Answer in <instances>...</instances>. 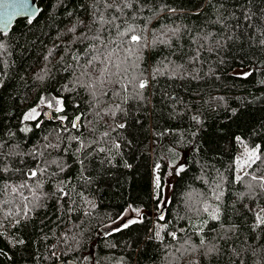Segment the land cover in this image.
<instances>
[{
  "label": "trees",
  "instance_id": "16d2710c",
  "mask_svg": "<svg viewBox=\"0 0 264 264\" xmlns=\"http://www.w3.org/2000/svg\"><path fill=\"white\" fill-rule=\"evenodd\" d=\"M37 1L42 9L40 16L32 24H28L27 19L19 20L11 33L0 39L5 45L0 49V69L3 70L0 79L4 81V87H0V138L6 149L19 143L22 149L35 147L40 150L47 142L45 136L49 141L53 139L50 133L58 128V122L44 119L39 128L32 122L28 125L32 131L24 132L21 131L24 127L21 118L36 106L41 96L61 95L63 86L71 87L74 80L67 68L75 62L65 51L71 35L65 33L72 18L65 7L58 5V0ZM66 3L75 15L88 20L92 0H66ZM156 4L157 7H174L177 12L165 10L155 17L150 28L180 26L183 31L170 45L159 44L144 50L141 66L151 70L154 66L163 68L172 61L183 64L188 70L197 69L198 78L169 79L161 75L145 90L143 103L129 100L123 105L128 109L127 115L118 113L116 119L127 120L128 127L112 135L122 133L132 143L111 163L103 159L105 154H96L86 161L84 175L91 176L90 181L80 174L77 157L83 153L75 152V143L66 153L47 150L52 156H60L61 162L68 167L45 185V191H54L55 180L70 179L69 188L74 187L71 199L76 201L72 205L74 211L68 212L66 204L61 209L56 196H49L46 207L36 210L30 219L18 225L5 219L0 211V223L4 225L0 228L3 232L0 264H192L194 257L200 264H240L235 252L245 264H253L250 246L264 243V230L253 231L254 213L249 207L255 202L245 194L242 184H234L231 179L234 158L244 151V146L234 136L244 137L249 147L257 144L264 147V46L260 45L258 32L241 24L233 38L217 52L215 41L223 42L232 30L223 29L221 24L213 21L221 16L227 18L233 12L240 16L245 7L255 12L264 6V0H252L251 3L246 0H156ZM228 22L235 25L237 20L232 17ZM209 32L214 33L211 40L196 39L193 43L198 35ZM200 43L205 47L200 49L199 61L193 62L191 58ZM209 46L213 51L208 50ZM77 47L82 48L78 44L72 45L73 49ZM50 50L52 56L46 61L44 57ZM46 64L51 72L43 80L36 79V74ZM237 69H251L253 74L242 79L233 74ZM62 95L69 119L80 112L89 113V96L85 89L63 91ZM104 99L107 101L106 97ZM115 102V98L108 101ZM193 116H198L200 122L194 121ZM88 118L93 120L91 127L97 134L105 130V121L109 120L105 117L97 122L99 118L94 115ZM154 129L169 131L157 140ZM82 131L88 134V127ZM169 146L176 149L175 158L187 165V171L175 176L171 203L165 212L168 228L161 232V241L153 231L157 203L153 198V165L171 161L173 154L168 152ZM165 156L168 160L162 159ZM17 159L12 158L13 164ZM24 159L28 165H33L31 157ZM125 161L132 167H125ZM259 166L264 169V164ZM160 174L166 186L169 175H165L163 168ZM221 174L225 178V191L220 201V220L214 221L202 211L203 193L207 192L208 185L200 177L215 180ZM19 178L22 177H13ZM81 192L83 197L79 196ZM209 202L216 203L214 200ZM259 203L264 205V197ZM130 204L144 210V222L109 235L108 226L117 227L112 221ZM197 208L201 209L199 214ZM85 212L89 214L84 215ZM203 221H207V226L203 233L197 234ZM184 227L188 232L180 233L178 228ZM226 229H232L227 233L228 238L220 239ZM174 230H177V240L167 235ZM189 232L193 243L198 244L201 236H206L219 245L220 253L205 256L202 252H192L187 244H183ZM14 238L22 239L24 243H12Z\"/></svg>",
  "mask_w": 264,
  "mask_h": 264
},
{
  "label": "snow or ice",
  "instance_id": "6c2138e0",
  "mask_svg": "<svg viewBox=\"0 0 264 264\" xmlns=\"http://www.w3.org/2000/svg\"><path fill=\"white\" fill-rule=\"evenodd\" d=\"M251 2L252 0H246V3ZM58 5L65 7L67 15L72 18L71 26L67 28L65 33V35L71 34L66 42L65 51L70 54V59L75 62L74 65L69 64L67 68V71L72 72L74 80L71 87L68 84L63 86L61 95L41 96L36 106L31 107L23 114L21 124L24 127L21 131H32V128L28 126L32 122L35 123L36 128H39L44 123V118L58 122L59 126L50 133L53 136L51 141L48 140V136L44 137L47 142L41 146L40 150L35 147L31 150H25L21 148L19 143L10 145L6 149L5 142L0 138V211L3 212L5 219H11L17 225L23 220L30 219L36 210L46 207L49 196H56L61 209H64L66 204L68 212L74 211L72 205L76 204V201L71 199L74 187L69 188L70 179L55 180L53 181L55 184L54 191H45V185L52 181L53 177H59L60 173L65 172L68 167L61 162L60 156H52L51 152L47 150L66 153L68 147L75 143L77 146L75 152L77 154L83 153L82 156L78 155L77 157L81 166L80 174L84 180L90 181L92 177L84 175L87 171L86 161L96 154H105L103 159L111 163L116 155H121L124 148L132 143L122 133L112 135V133L128 127L127 120L116 119L118 113L127 115L128 109L124 108L123 105L127 104L129 100L143 103L146 100L145 90L150 87L152 81L161 75L167 76L169 79H183L185 77L196 79L199 75L197 69L188 70L183 64H176L172 61L165 64L163 68L154 66L151 70L141 66L144 50L159 44L170 45L173 38L178 39L180 37L183 31L180 26L163 25L159 30L155 27L150 28L155 17L165 10L176 13L177 9L174 7L167 5L157 7L156 0H92L89 7V18L85 20L74 14L66 0H58ZM40 11L42 9L32 6V0H17V2L5 4L3 11H0V39L9 35V29L14 19L26 17L27 23L32 24ZM196 11L198 12L199 8ZM257 12L259 16H257ZM232 17L237 20L235 25L228 22ZM213 23L221 24L223 29L232 30L223 42L219 39L215 41L217 52L225 47L228 40L233 38L235 30L241 24L251 28L254 33L258 32L261 36L260 45L264 46V6L255 12L245 7L240 16H236L233 12L227 18L217 17ZM213 35L214 33L211 32L206 35H198L193 39V43L196 42V39L211 40ZM74 44L81 45L82 48L73 49L72 45ZM204 47V43L199 44L196 54L191 58L193 62L199 61L200 49ZM3 48L5 45L0 42V49ZM208 50L213 51V48L209 46ZM51 56L52 51L50 50L44 59L47 61ZM60 60L63 61L64 57L61 56ZM2 72L3 70L0 69V74ZM50 72L51 69L46 64L40 73L36 74V79L43 80ZM252 74L251 69L236 73L242 79H247ZM0 87H4L2 79H0ZM77 88H83L87 92L90 111L87 115L80 112L69 119L62 92L73 91ZM105 97L107 101H105ZM114 98L115 103H108ZM169 99L176 100L175 97H169ZM106 104L107 106H105ZM75 107L79 108L80 106L75 105ZM89 115L99 118L97 122L109 117V120L105 121V130L97 134L96 129L91 127L93 120L88 118ZM192 119L197 123L200 122L198 116H193ZM84 127H88V134L82 131ZM153 131L158 140L169 130L159 132L154 129ZM234 139L244 146V151L239 157L234 158L231 182L242 184L246 189L245 194L255 202L249 207V211L254 213L253 231L264 230V205L259 203L260 198L264 197V169L259 166L264 164V147L259 144L249 147L242 136H234ZM168 152L173 154L169 163L162 165L157 162L153 165V198L157 202L155 206L156 223L153 231L154 236L160 238L161 241H163L161 232L167 230L169 223L165 212L171 203L163 195L165 184L163 182L164 177L160 174L161 170L162 168L165 169V175L170 176H178L187 171V165L176 160V149L169 146ZM46 153L47 157L50 158L46 157ZM24 157H31L34 161L33 165H28ZM12 158H18L15 164H13ZM162 159L168 160V157L165 156ZM125 167L131 168L132 165L125 161ZM17 176L22 178L13 179ZM200 178L204 179L208 185L207 192L203 193L202 211L207 213L211 220L219 221L221 217L220 201L225 191L223 187L225 178L222 174L215 180H207L204 176ZM79 196L83 197V192L79 193ZM210 200H214L216 203H210ZM191 210L190 208L189 211ZM200 211V208L196 209L197 214ZM88 214L87 212L84 213V215ZM144 219V210L130 204L112 221L118 226L115 228L108 226L110 229L108 234L122 232L134 224L143 223ZM119 221H123V223H118ZM206 226L207 221H203L197 234L203 233ZM2 227L4 225L0 223V228ZM191 227L195 228L196 225H191ZM178 231L186 233L188 228H178ZM230 231L232 229H226L225 234L220 239L228 238L227 233ZM2 235L3 232H0V236ZM167 235L172 240L179 238L177 230L167 232ZM72 239L76 240V237L73 236ZM12 243L23 244L24 241L14 238ZM77 243H79L78 240ZM183 244H187L192 252H202L205 256L219 254L221 251L219 245L206 236H201L198 244L193 243L190 232L183 239ZM250 247L253 264H264V243ZM233 251L235 252V249ZM235 254L240 264H245L240 254L238 252ZM52 255H55V252ZM192 264H200L199 259L194 257Z\"/></svg>",
  "mask_w": 264,
  "mask_h": 264
},
{
  "label": "water",
  "instance_id": "95a60500",
  "mask_svg": "<svg viewBox=\"0 0 264 264\" xmlns=\"http://www.w3.org/2000/svg\"><path fill=\"white\" fill-rule=\"evenodd\" d=\"M14 2H17V0H0V11H3V6H4L5 4H10V3H14ZM32 6H34L35 8L41 9L37 0H32ZM41 12H42V11H40V12L38 13L36 19L40 16ZM21 19H27V18H26V17H17L16 19H14V20L12 21V26H11V28L9 29V34L12 32V30H13L15 24H16L19 20H21ZM36 19H35V20H36ZM47 120H49V119H47ZM64 264H77V263L72 262V263H64Z\"/></svg>",
  "mask_w": 264,
  "mask_h": 264
},
{
  "label": "rangeland",
  "instance_id": "374dc122",
  "mask_svg": "<svg viewBox=\"0 0 264 264\" xmlns=\"http://www.w3.org/2000/svg\"><path fill=\"white\" fill-rule=\"evenodd\" d=\"M241 70L247 71V70H244V69H237L236 71L233 72V74L236 75V73L239 72V71H241ZM44 119H47V118H44ZM174 182H175V176H170L169 175V177H168V179L166 181V186H165V190H164V196L169 201H170L171 193H172V190H173ZM125 219H127V217H125Z\"/></svg>",
  "mask_w": 264,
  "mask_h": 264
}]
</instances>
